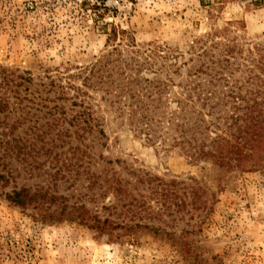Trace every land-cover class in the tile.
Returning a JSON list of instances; mask_svg holds the SVG:
<instances>
[{"label":"rangeland","instance_id":"374dc122","mask_svg":"<svg viewBox=\"0 0 264 264\" xmlns=\"http://www.w3.org/2000/svg\"><path fill=\"white\" fill-rule=\"evenodd\" d=\"M112 25L127 33L109 40ZM229 48L238 68L215 86L199 54ZM261 54L264 0H0V65L33 78L23 101L10 95L0 132L43 135L7 157L15 178L0 188V264H264V150L234 167L194 161L170 128L148 142L129 118L131 89L173 108L185 83L245 94L259 87L249 74L264 78ZM147 79L169 86L146 91ZM81 115L96 126L78 133ZM14 187L41 197L20 207L4 195Z\"/></svg>","mask_w":264,"mask_h":264},{"label":"trees","instance_id":"16d2710c","mask_svg":"<svg viewBox=\"0 0 264 264\" xmlns=\"http://www.w3.org/2000/svg\"><path fill=\"white\" fill-rule=\"evenodd\" d=\"M121 32L127 33L112 25L111 31L108 32L109 40L114 41ZM214 42L215 46L213 45V48H217L219 43ZM230 50L231 48L223 52L220 51L219 58H214L215 53L211 49L199 54V56L207 57L212 63L210 66L205 63L206 61H203L201 66H205L210 71L199 68V72L203 71L202 73L214 77L215 81L219 80L212 82L215 86H219L218 82H226L227 85L225 86L227 87L233 69L238 68L237 66L234 67L235 63L231 61V57H235V55ZM254 64L261 72H264V54L259 55V59ZM220 73H225L224 77H222L223 75L218 76ZM194 75H197V73ZM248 77L257 79L255 84L259 87L253 85L245 94L240 90V87H237V90L231 88L230 92L224 93L222 98L220 96L215 97V89L206 87L201 83L194 85L185 83L182 86L185 96L174 101V108L172 102L164 101L162 97L150 95L144 100L145 97H137V89H131L134 92V96L131 95V97L135 109L129 114V118L148 142L155 141L156 138L163 135V132H166L167 128H170L176 145L194 161L202 159L215 160L218 165L223 167H234L237 163L245 164V162L252 160L258 161L261 158L260 151L264 150V78L257 74H249ZM32 81L33 78L29 72H21L19 69L16 72L0 65L1 125L12 113V108L9 107L11 103L10 95L17 92V99L19 98V102L23 101L24 96H22L20 87L30 85ZM146 81V87H142L146 91H149V89L147 90L148 86V88H151V92L155 91L161 94L169 86L166 81L162 82L154 79H147ZM138 91H141V89H138ZM258 96L261 97L258 98ZM168 104H170L169 110L170 108L171 110L163 112V105L167 106ZM85 110H87L86 107ZM79 117L80 119H76L75 124L78 133L80 130L84 132L86 126L91 128L96 126V124H92V118H86L84 115ZM81 120L85 125L81 123ZM3 130L0 132V188H6L10 185L11 180L15 178L13 174L15 169L10 167L7 161V157L17 156L15 147L21 151L23 149L20 145L21 142L22 145H26V141H31L32 136H43L37 131H31L33 135L30 136V139L25 137L27 135L25 133V136L17 134L16 140L15 137H12L11 128L7 130L4 127ZM97 132L105 135L103 129H99ZM94 182H96V178ZM111 186L117 192L125 190L123 185H119V187ZM35 192L37 191L32 192L30 188L21 187L18 189L14 187L9 191H4V195L9 201L26 208L41 197ZM39 192L42 191L39 190ZM86 212L83 211L77 216L81 215L84 223L92 228L94 227L100 233L110 232L112 224L108 219L101 221L95 217L93 221L88 223L90 216Z\"/></svg>","mask_w":264,"mask_h":264}]
</instances>
